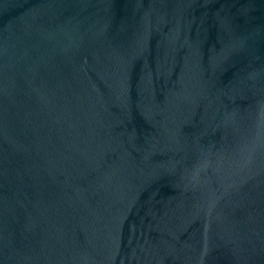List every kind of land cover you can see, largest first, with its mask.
Here are the masks:
<instances>
[{"label":"water","instance_id":"95a60500","mask_svg":"<svg viewBox=\"0 0 264 264\" xmlns=\"http://www.w3.org/2000/svg\"><path fill=\"white\" fill-rule=\"evenodd\" d=\"M0 264H264V0H0Z\"/></svg>","mask_w":264,"mask_h":264}]
</instances>
